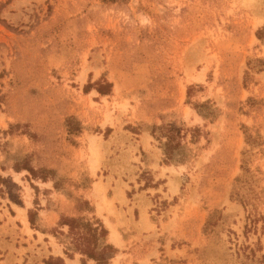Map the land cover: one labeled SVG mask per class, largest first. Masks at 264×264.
<instances>
[{
	"label": "rangeland",
	"instance_id": "1",
	"mask_svg": "<svg viewBox=\"0 0 264 264\" xmlns=\"http://www.w3.org/2000/svg\"><path fill=\"white\" fill-rule=\"evenodd\" d=\"M146 132L160 176L177 178L169 193L181 191L151 208L132 192L121 201L122 226L146 234L137 264H264V0H0V152L21 185L33 169L29 181L55 180L76 204L62 219L82 221L69 248L84 262L96 251L109 264L115 250L107 230L95 247L86 225L104 224L83 194L99 180L98 214L116 230L107 190L116 174L128 188L131 139Z\"/></svg>",
	"mask_w": 264,
	"mask_h": 264
},
{
	"label": "crops",
	"instance_id": "2",
	"mask_svg": "<svg viewBox=\"0 0 264 264\" xmlns=\"http://www.w3.org/2000/svg\"><path fill=\"white\" fill-rule=\"evenodd\" d=\"M146 134L150 138L148 141L145 137ZM137 137L138 139L132 138L131 140L135 142L134 146L137 143L138 152L134 154V157L138 161L130 162V167L134 169L128 167V171L121 178L124 183L128 184V188L122 185L121 187L117 186L119 176L118 174L113 175V180L110 181V187L107 190V197L113 199L117 196L114 203L116 211L113 210V213L104 212L103 214L108 217L109 222L116 227L120 234L121 246L115 243L112 238L110 229L115 232L116 230L111 227L108 228L104 219L98 214L95 186L99 180H96L92 187L83 194L84 199L89 202L92 209L90 216L101 220L107 230L106 236L102 239V246L115 250L112 258L109 259V264H115L118 255H120L118 264H137V262H140L139 259L144 258L149 251V249L148 251L145 250V246L141 244V241H143L141 236L145 237V233L140 236L134 227L126 230L122 226L123 220L119 215L120 211L122 209L127 214L128 210L126 206L121 205V201L125 199L127 202H132V199H134L142 207L151 208L155 203H158V200L162 202L174 200L175 196L181 191L180 185L176 188L177 193H169L170 180L174 182L177 180L171 173L166 172L164 176H160L164 166V164H161V152L159 160H156L155 155L157 153L152 149H148L145 145L146 141L155 150L160 151L154 146L150 132L137 135ZM132 141L130 143L133 144ZM5 161L6 159L0 152V264L5 262L7 264L15 263L16 260H19V257L23 262L34 259L35 264H45L43 260L49 259L51 256L55 259H61L64 264H95L93 260L89 261L88 259L84 262L83 255L76 254L74 250L69 248L71 246L70 228L60 224L63 217H76L80 214L76 204L67 199L62 191L56 188L55 180L44 182L31 179L29 181L27 176L31 177V175L27 170L24 171L26 174L22 176V179L29 187L21 185L14 176L17 175L20 179L22 173H16L13 166ZM144 172H147V176L151 179L142 177ZM97 176L99 177V174ZM22 179L21 182L23 183ZM31 183L37 189H34ZM103 183H108L106 177ZM147 183H149L148 186ZM117 187L122 190L124 197L118 193ZM128 192H132L134 198L130 199ZM138 196H140V199H137ZM30 210L36 212V224L33 227L29 220ZM136 210H138L137 204L132 211L135 220ZM167 211L163 213L168 214ZM129 217L131 218V214H127L126 218L130 219ZM169 218L171 219V216ZM139 236L140 238H138ZM14 238L15 241H13ZM171 249L173 250L172 247ZM67 252L72 256L68 257ZM157 252L159 253V250ZM10 254H12L11 259H9Z\"/></svg>",
	"mask_w": 264,
	"mask_h": 264
},
{
	"label": "trees",
	"instance_id": "3",
	"mask_svg": "<svg viewBox=\"0 0 264 264\" xmlns=\"http://www.w3.org/2000/svg\"><path fill=\"white\" fill-rule=\"evenodd\" d=\"M257 36L259 39H262L261 31H258ZM111 87H112L111 84H106L105 87H99L98 92L102 95H109L111 93ZM88 88H89V86H87L85 88L86 92H88ZM73 130L77 133L81 131L80 126H78L77 129L75 128ZM173 137L171 139H173ZM169 146L170 147L172 146L171 141H168V147ZM25 169L28 170L32 174V176L36 177V175H35L36 171H34L33 169H30V168H25ZM40 179H42L45 182L47 180L46 178H40ZM87 206H88V210H91L89 203L87 204ZM29 220H30L32 227L35 226V219H34L33 214L31 212H29ZM81 222H82L81 220L76 219V218H70V219L66 218V219H62L60 224L62 226H65V225L69 226L70 234H74V231H76L77 228H80L82 226ZM98 226L99 227L94 228L93 225H91V224L86 225V228L93 233L92 238L96 242L95 247H98V241H99L98 234H99V232L101 233V235H104L106 233V229L103 225H98ZM86 255L88 256V258L97 261V264H108L107 259H102V260L98 259V254L96 253V251H90L89 253H86ZM48 263L49 264H58L56 262L53 263L52 261H49Z\"/></svg>",
	"mask_w": 264,
	"mask_h": 264
},
{
	"label": "bare ground",
	"instance_id": "4",
	"mask_svg": "<svg viewBox=\"0 0 264 264\" xmlns=\"http://www.w3.org/2000/svg\"><path fill=\"white\" fill-rule=\"evenodd\" d=\"M90 151L92 152V157H94L95 156V142L94 141H92L91 144H90ZM91 164H92V169L94 171L98 169V167H99L98 165L99 164H98V161L96 160V158L92 160V163ZM111 231H112L113 241L116 242V243H118L119 242V238H118L119 236H118V234L114 230H112V229H111Z\"/></svg>",
	"mask_w": 264,
	"mask_h": 264
}]
</instances>
